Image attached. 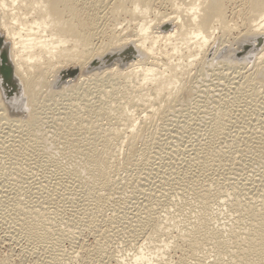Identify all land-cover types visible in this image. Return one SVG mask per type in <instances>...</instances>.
I'll return each instance as SVG.
<instances>
[{
  "label": "rangeland",
  "instance_id": "1",
  "mask_svg": "<svg viewBox=\"0 0 264 264\" xmlns=\"http://www.w3.org/2000/svg\"><path fill=\"white\" fill-rule=\"evenodd\" d=\"M237 3L239 4V0H236V8L238 7ZM233 32L232 35H236V32L234 34ZM234 41L239 40L229 38V42L225 44L227 46ZM226 46L225 48L228 50L225 49V51L227 50L229 53L232 44ZM260 46L257 43L256 48L252 51L248 46V51L247 49L242 50V53H236L237 56L229 53L230 57L224 58L220 63L223 66L212 63L203 68L197 76L192 78L193 81L195 80L194 83L193 81L188 82L185 88L176 94L170 105L173 107L166 111L163 116L159 114L151 117L152 113L150 111H154L157 102L153 106L150 104L151 107H148L149 103L147 101L145 102L148 105L144 104L145 106L140 105V103L138 105L134 101L131 106L130 103L126 104L125 98L122 96V89L127 88L122 86L125 81L122 79H120L121 81L119 79L113 80L118 81L119 85H117L118 83H114L109 78L99 82L96 79H89L79 84L73 92L67 91V94L58 89L60 84L53 89L55 94H50L45 90L42 91L41 96L39 95V105L35 108V114L29 120H27L26 110L24 111L25 114L23 111L18 110L17 113L22 112L20 114L22 116L18 114L21 121H16L19 116L6 115L7 113H4L0 107V264H49L48 262L52 264V261L53 264L54 262L55 264H80L81 259L91 261L85 255L87 252L89 254L93 253L95 257L92 256L94 258L92 262H96L95 264H135V253L139 250L136 248L138 247L136 242L141 238L139 236L141 234L139 233L136 237V233L132 231L133 235L130 226L139 225L138 223L142 224L143 221L140 222L138 217L140 220H144V214L145 216L147 214L151 219L154 217L161 219L160 221L162 225L164 224L163 226H165V231L168 234L163 232L164 234L158 233L150 236L151 238L154 236V238L145 245L146 257L141 259V262L149 263L151 260L149 257L156 255L155 257L159 258L161 257L159 253H161L169 264H227L224 260L225 258L228 260L230 255L225 257V253L229 254L228 250L235 249L233 246L239 244V242H233L236 241L235 238L226 237L227 231H225L224 238L219 240L220 250L218 246H215L217 244L213 242L214 240H211L210 243L213 245L209 243V246L205 245L202 247L203 249L200 248V253L199 250H196L198 252L195 251L196 256L194 254L190 256L189 252H185L189 255L183 253V249L187 251L188 247L183 242L181 243L182 239L180 237L182 235H179V233L183 234L185 228H190V226L192 228L194 224H196L197 229L202 221L211 222L215 226L218 224L223 229L232 226L233 229L231 227V230L235 231L237 229L234 228L239 227V230L245 228L246 231L248 227L250 228L249 221H252L247 216L249 210L257 211L259 208V210H264V207H262V205L264 206V202L262 203L264 200V197H262L264 196V86L262 87V84H260V82H264V57L261 58L262 60L257 61L258 66L253 64ZM249 50L251 58H249L250 55L247 56ZM255 77L259 83H254ZM106 81L109 83L107 84ZM191 83L196 84L199 89H204L198 91V93L194 88L189 87ZM0 90L3 92L2 89ZM207 94H210V99H212L211 97H216V99L213 101V99L207 98L204 102H200L201 98H206ZM75 95L78 96L75 97ZM3 96L7 104L12 105L18 102L12 101L11 96L10 99H7L4 94ZM196 96L198 100L194 99ZM123 104L126 105L123 106ZM127 105L130 106L132 112L137 106L140 108V110L138 107L137 110H134L133 118L135 122H138H136L137 124L145 125L143 131L133 137H129L127 134L131 129L129 127L131 119H123ZM143 107H146L147 111ZM96 110H101V115L103 113L104 116H100ZM66 112L69 114L71 112L68 121L66 120L67 122L64 119L61 120ZM216 116L221 119L217 126L212 124ZM79 122L80 126L84 125L82 129L89 126L91 131H88L93 132V138L97 137L99 139L101 136L100 141H102L104 135H109L108 133L112 129H115L114 133H116V130L120 133L115 135L113 131L110 133L113 134V137L110 138V144L108 143V145L112 144L111 146L103 144L104 149L100 145L102 155L107 152L105 156L108 153V156H110L107 162L108 174L112 178L114 188L113 190L98 191L100 194L97 198L90 191L91 188L96 187V178L89 167L84 165L87 164L84 155L90 152L82 145L80 150L75 151L62 144L66 124L68 127L75 128L76 131ZM145 127H148V129ZM96 130L101 131L102 134H96L98 133ZM76 132H74L75 137L73 135L72 137L74 139L78 138L79 141L75 140L78 142L82 140V143L90 135L83 133L84 131L81 128L80 131ZM253 133L254 135H251ZM93 138H91V141H94ZM86 142L84 143L86 144ZM130 142L135 147L133 151L128 148ZM198 146L202 147L203 153L201 156L198 154L196 158L192 159L197 150L195 148ZM4 147L6 148L4 149ZM108 147H111L110 150ZM64 150L71 152L64 153ZM205 161L214 163L219 169L223 166L227 167L228 169L224 173H228L229 176L226 174V178H228L224 180L225 182L220 179L222 182H219L220 185H217V183L214 185L209 184L211 181H207L208 184L205 182L208 185L207 189L211 190L212 195L214 193L212 198H209L213 202L208 200L209 206L200 212L199 206L197 203L195 204L196 201L192 197L190 198L191 195L180 193V185L177 186L180 181L174 179L179 181L176 183L170 178L175 175V177L177 175L178 177L181 175L189 177L197 170L199 164ZM76 175L78 179L73 178ZM163 175L165 178L167 177L166 180ZM230 176H233V178ZM141 177L144 178L141 179ZM82 179L85 180V184L79 182ZM140 180L143 181V184L141 183L142 185L138 187ZM167 180H171V182H167ZM134 185H137V188ZM207 185L204 186L207 187ZM138 188H142V191ZM177 188L179 189L177 190ZM227 191L229 193L233 191V195ZM215 193L218 195L217 198L221 199L216 198L217 201L219 200L218 202L215 200L217 196H215ZM256 194H259L260 198ZM235 195L239 198H237L238 202L243 203L240 211L238 210V213L243 212L240 213L242 215L238 214L236 209V213L233 210V204L234 206L237 205L236 197L232 199ZM253 195L257 196H254L255 200L253 199L257 204H260L259 201L262 198V201H260L262 205L258 206L250 200ZM244 198L247 201H244ZM256 198L259 199L256 200ZM225 200L228 202H225ZM235 200L236 204L235 202L232 203ZM248 200L251 202L249 203ZM44 202H52L53 207L49 206L50 209H44L49 205ZM229 202H231L232 207ZM249 204L250 206L252 204L251 208L250 206L248 208ZM244 205L248 211L243 207ZM144 211L146 212L144 213ZM136 213L140 215L138 216ZM243 214L247 215L243 216ZM88 218L96 220L97 231H91L90 226L85 224ZM111 218L115 221L113 225L110 222ZM136 222L138 223L135 224ZM100 228H104L103 230L107 233ZM107 228L108 230L112 229L111 232ZM101 231L104 234H100ZM110 234L111 236H109ZM176 234L180 237L178 238ZM203 236L207 239L214 238L213 232L209 233L206 229L203 231ZM169 238L170 240H168ZM165 240L168 244L165 243ZM175 240L178 246L180 244H184V246L173 250L176 245ZM231 241L233 248H230ZM171 244L174 246H171ZM149 245H153L154 248ZM228 245L230 249H227ZM148 247L150 251L147 249ZM217 249L222 253H219L221 257L224 258L222 263H218L221 262L220 260H215L218 259L216 256L219 255H217L218 252H215ZM214 253L216 254L214 255ZM82 256L85 258H82ZM180 258L184 261L182 260V262ZM84 260L82 262H85ZM90 261L84 264H90Z\"/></svg>",
  "mask_w": 264,
  "mask_h": 264
},
{
  "label": "bare ground",
  "instance_id": "2",
  "mask_svg": "<svg viewBox=\"0 0 264 264\" xmlns=\"http://www.w3.org/2000/svg\"><path fill=\"white\" fill-rule=\"evenodd\" d=\"M235 4H236V0H0V35L2 36L4 42L7 45L8 57L10 59V63L13 68V74L18 84L19 92H20V99L18 100V102L10 105L9 103L8 104L6 103L4 96H3V92H1L0 90V107L4 113H7L6 115L12 114V116L13 115L19 116L22 113V112L20 114L17 113L18 110L23 111V113L26 110L25 112L27 113V120H29L35 114V108L37 107V105H39V95L42 91L45 90L50 94H53V93L55 94L53 89L57 87L58 84H60V88L58 89H60V91L62 90L63 93L66 92L65 94H67V91L73 92V90L76 87H78L79 84L84 83L89 79H96V81L99 82V81H105L107 80V78H109L111 81L118 80V79L119 80L122 79L125 81L124 84H122V86L123 88L124 87H127V88L122 89V93H123L122 96L125 98L126 104L130 103V106H131L133 105L132 102L134 101V103H137L138 105L140 103V105L142 104V106L144 104L148 105L149 103L148 107H151L154 105L155 102H157L158 104L155 103L156 105H158L157 108L155 105L154 111L149 110L150 113H152L151 117L152 116L154 117V115L157 116L159 114L163 116L165 115L166 111H168L171 107H173L170 105H171V101L176 96V94L180 93L185 88L188 82L193 81L192 79L193 77L197 76V74H199L203 68L211 65L212 63L222 65L220 64L222 63V60L226 57H230L229 53L236 54L246 49L248 51V46L250 47L252 51V49L256 48L257 43H258L261 46L257 50L258 55H256V58L253 64L256 65L258 60L260 61L261 58L263 59L264 57V0H241V1L239 0V4L237 3L238 4L237 6L239 8L238 7L236 8ZM234 30H237V31H234ZM233 31L236 32V35L234 34ZM232 32L234 36L232 35ZM229 38H232L233 40L238 39L239 41H234L231 43L232 47L228 53L227 52L228 49L225 48L226 46L225 43L229 42ZM225 49L227 50L225 51ZM250 54L251 53L249 50V53L247 56L249 57ZM249 58H251V55ZM95 63L96 65H94ZM74 68L78 70V73L76 76L67 77L65 80H62L63 82L60 81L61 80L60 78L63 73L70 71L71 69H74ZM255 79L256 80H254V83L256 84L258 81L256 77ZM113 82L116 84L118 83V81L116 82L113 81ZM260 84H262V87L264 86V82H260ZM117 85H119V83ZM189 87L192 89L194 88V90L197 92L200 90L202 91V89H204V88L199 89L197 88L196 84H192V83L191 85H189ZM71 93H68V94H71ZM202 94L204 93L202 92ZM113 95H114V92H113ZM207 95H206V98L205 97L204 99L201 98L200 102H204L205 99L207 98L210 99V96H209L210 94L208 95L209 97ZM76 96L78 95H75V97ZM197 96L194 97V99H197L198 98ZM211 96H214V95H211ZM211 98L213 99V101L214 99H216V97L215 98L211 97ZM145 101H147L148 103H146ZM150 104L152 105L150 106ZM199 104H202V103H199ZM125 105L123 104V106ZM98 106H101V105H98ZM130 106L127 105L125 107L126 110L124 111L123 119L124 120L131 119L130 121L132 122L129 121L130 123L129 127L131 129L130 131L128 130L129 132L127 134L129 137H133L137 135L138 133H140L141 131H143L145 125H141L140 123L137 124L138 122L136 121L137 122L136 123L135 119L133 118V112L138 106L136 105L137 107L134 108L133 112ZM87 108L90 110L89 107ZM143 108L146 109V107H143ZM101 110H98V111L96 110L100 116L103 115V113L101 115ZM71 112L73 113L74 111H71ZM70 114L66 112V114L63 116L61 120L64 119L66 121L68 117L71 116ZM20 116L19 118H16V121H21ZM81 119L84 121L83 118ZM213 120L215 121H213L212 124H214L215 126H217L219 122H221V119L218 116L214 117ZM80 122H79V125L76 126V128L80 127L81 130L84 131L83 133H87L91 135L87 137V140L85 139V141H87L86 144L84 143L85 141H83V143L81 142L82 140L78 142L79 141L78 138L74 139L72 137V135L74 136V132L76 131L78 132V130L80 131V128L79 129L77 128V130L75 131L74 130L75 128L73 129L71 127H68L67 124H66V130L64 133L65 136L63 138L62 144L65 147L71 148L75 151H77V149L80 150V147L82 145L83 148L87 149V151L90 152L84 155L85 161L87 163L84 165L89 167L90 171L96 178V187L91 188L90 191H92V195H96V198H97L100 194L98 193V191L113 190L114 188L112 181H111L112 178L108 174V163L107 162L110 156H108L109 153L107 156H105L107 152H105V155H102V150L100 149L101 148L100 145L101 146H103V144L108 145V143L111 142L110 138L113 137V134H110V133L112 131L114 133L115 129H112V131L108 133L109 135H104L102 137V141H100L101 136L99 137L100 140L97 137L93 138V132L92 133L89 132L91 131L89 130V126L88 127L85 126L86 128L82 129L84 128L83 126L85 124L82 122L84 125L80 126ZM145 128L148 129V127H145ZM100 132L96 134H99ZM116 133H119V132H117L116 130ZM116 133H114V135ZM96 134L95 136H97ZM245 135L244 137H246ZM251 135H254V133ZM91 138H93L94 141H91ZM89 139L90 141H88ZM75 140H78V141H75ZM111 145H108V146H111ZM5 148L6 147H4V149ZM102 148L105 149V146H103ZM110 148L108 147L109 150ZM128 148L130 151H133L135 149L132 143L129 145ZM201 149L202 147H199V146L195 148L196 151L192 159L196 158L198 154L199 156L202 155L203 152ZM63 152L67 153L71 151L64 150ZM226 169L228 168L225 166L219 169L214 165V163H208L205 161V162L200 163L199 166L197 167V170H195V172H193L189 177H186L185 175H181L178 177L177 175L178 177L177 178L175 177L176 175L173 173V175L175 176L174 177L172 176L170 179L176 183L180 181L177 184V186L180 185V190H181L180 193L182 195L185 193L189 194L188 196L191 195L190 198L192 197L196 201L195 204L197 203V205L199 206L198 207L199 211L201 212V210L207 209V206H209V204L207 203L208 200L213 202V200L209 198H212L214 193L212 195L211 190L207 189L208 188L207 181L208 182L211 181V183L209 184L214 185L215 183H217V185L218 184L220 185L219 183L221 182L220 179L224 181L225 179L228 178V177L226 178V174L228 175V173H224ZM229 174L231 173L229 172ZM233 176H230V177L233 178ZM73 178L78 179L77 175L76 177H73ZM142 178L144 177H141V179ZM164 178L162 179L164 180ZM174 179H178L179 181L174 180ZM171 180H167V182L168 181L171 182ZM79 182L82 184H85V180L83 179L80 180ZM142 182H143L142 180L139 181L138 187H140L143 184ZM204 185H207V187ZM140 189L139 190L142 191V188ZM178 189L179 188H177V190ZM216 195L217 194L215 193V196ZM236 195L232 199H234ZM256 195L251 196L250 200L254 202L255 197L259 196L260 198L259 194L257 196ZM217 197L218 195L215 197V200ZM237 198L238 197H236V200ZM217 199H220V198H217ZM258 199L256 198V200ZM261 199L260 201H262ZM236 200L233 201L232 203L235 202L236 204ZM243 200L247 201V199L245 198ZM218 201L216 200V202ZM260 201H259L260 204L255 203L256 201L254 203L257 204L258 206L262 205L264 200L262 201V203ZM225 202H228V201L225 200ZM250 202L251 201H249V203ZM44 203L46 205L49 204L48 207H45V205L42 206L43 208L45 207L44 209H47V208L50 209L51 207H53L52 202H44ZM230 203L231 202H229V204ZM241 204L243 203L238 202V200H237V205L234 206L233 204V207H234L233 210L235 213L236 211L237 213L240 211ZM49 206L51 207L49 208ZM230 206L232 207L231 204ZM230 206L228 205V207ZM249 206L250 204L248 205V208ZM258 206L257 208H259ZM243 207H245V205ZM262 207L264 206L262 205ZM259 209L257 211L249 210L248 212L249 214L248 215L246 214L247 216H249L250 219H252V221L251 222L249 221L248 223L250 228L248 227L246 231L244 227H243L244 228L243 230L242 229L239 230L238 229L239 227L234 228L239 231L242 230L240 233L237 230L235 231L231 230L230 228L232 226L230 228L228 227L229 230L228 228H226L227 229L226 230V229H223L222 226L219 227L218 224H216L217 226H215L211 222H206V221L205 222L202 221L201 222L202 225L201 223L199 224L200 228L198 227L196 229L195 227L196 224H194L192 228L191 226L190 228H185V231L183 234L178 232L179 235L180 234L182 235L181 237L177 235L178 233L176 234L178 238L180 237L182 239L181 243L183 242L188 247L187 251L186 249H183L184 252L183 251L182 252L183 253L189 252L191 256V254H194L196 250H199L200 248L203 249L202 247H204L205 245L209 246L208 244L211 242V240H214L213 242L217 244V245L215 244L214 245L218 246L219 248L220 247L219 240L220 238H224L225 231H227L226 237L227 238L229 237L230 239L235 238L236 241L234 240L233 242H239V244L237 243L238 245L237 244L234 245L233 246L235 247L234 249L232 247V241H231L230 248H233V249H230L229 245H228V248L225 247L227 249H230L228 250L229 254H226L225 251H223V253H225V255L223 254L225 257L227 255H230L228 260H226L227 258H225L224 260L226 261L225 263L227 264H231V263L233 264H264V210L262 209L259 210ZM146 211H144V213ZM199 211L198 213H200ZM240 213H243V212H240ZM137 214L138 216L140 215L139 213H136V215ZM244 214L243 216H246ZM138 216H135V217H138ZM142 216H141V219H142ZM144 216H143L144 220H140V218L138 217L140 222L143 221L142 224L136 222L135 224L138 223L139 225H135L133 227L130 226L131 233L132 231L133 233H136V237L138 236L139 233L141 234L139 235L141 236V238L136 242L138 243V247L136 248H138L139 250L137 249L138 251L135 253L134 263L135 264H167L168 262H166L167 261L166 258L164 259V256H162L161 253H159L161 255V257L159 258L158 257L156 258L155 257L156 255L154 257L152 256L153 258L149 257L151 259L149 263L141 262V259L146 257V252H144V249H146L145 245H147L148 241H151V239L154 238V236L152 238L150 236L152 234L155 235V234L163 233V232L167 233L164 228L165 226H163L164 224L162 225V222L160 221L161 219L159 220L157 217H154L151 219L149 218L147 214L145 217ZM112 218L110 219V222L113 225V222L115 221ZM86 222L85 224L90 226V228L92 229V230L90 229L91 231L93 232L97 231L96 229L97 222L95 219L88 218ZM145 225L149 228L147 227L145 228ZM205 229L209 233L213 232L214 238L212 239L205 238L203 236V231ZM103 231L106 232L105 230ZM103 231H101L100 234H104L102 233ZM236 231L237 233H235ZM109 236H111V234ZM168 240H170V238ZM176 240L174 243L176 244L175 247L177 248L171 247L173 248V250L178 249L179 247L182 248V246H184V244L182 245L180 244L181 246L180 245L178 246V243ZM152 242L154 241L152 240ZM165 243H166V240H165ZM172 245L173 244H171V246ZM211 248L213 247L211 246ZM147 249L149 250V247ZM200 250H199V253H200ZM215 252H218L217 255L220 253L218 249L217 251L215 250ZM215 254L216 253H214V255ZM220 254L216 256L218 259H215V260L221 261L218 263H222L224 259L221 257ZM85 255H87V257L91 259V261L90 260L85 261L83 259L85 262L90 261L91 262L90 264L96 263V262H92V259H94L92 258V256H94L93 253L89 254L87 252L85 253ZM95 255H96V252H95ZM182 255L183 254L181 253V256ZM186 255H189V254H186ZM194 255L196 256V254ZM83 257L84 256H82V258ZM83 260L81 259L80 264L85 263V262H82ZM182 260L183 259H181V261ZM181 261L179 260V262ZM48 263L50 264V262ZM51 263L53 264V261Z\"/></svg>",
  "mask_w": 264,
  "mask_h": 264
},
{
  "label": "water",
  "instance_id": "3",
  "mask_svg": "<svg viewBox=\"0 0 264 264\" xmlns=\"http://www.w3.org/2000/svg\"><path fill=\"white\" fill-rule=\"evenodd\" d=\"M96 65V63L94 64ZM78 73L77 69H71L62 74L61 80L67 77H74ZM0 88L7 99L18 101L20 99L19 87L13 74V68L8 57L7 45L0 35Z\"/></svg>",
  "mask_w": 264,
  "mask_h": 264
}]
</instances>
